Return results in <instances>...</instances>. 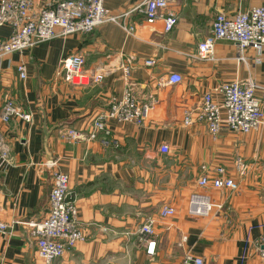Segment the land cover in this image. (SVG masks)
I'll list each match as a JSON object with an SVG mask.
<instances>
[{
    "label": "crops",
    "instance_id": "0c3cea01",
    "mask_svg": "<svg viewBox=\"0 0 264 264\" xmlns=\"http://www.w3.org/2000/svg\"><path fill=\"white\" fill-rule=\"evenodd\" d=\"M141 2L104 0L110 12L123 14L119 25L104 22L86 34L56 37L0 58V107L12 97L32 114L30 121L0 120L10 150L0 169V220L9 226L0 232V264H47L36 254L27 222L48 212L54 170L68 175L85 239L49 264H180L185 253L205 264H240L246 242L242 264H260L255 243L264 221V128L248 134L222 129L212 138L196 113L204 92L221 83L250 78L264 85V49L247 48L242 62L236 44L219 39L212 60L197 57L219 11L234 14L264 0H174L168 9L178 20L169 33L160 20L146 24ZM10 34L9 26L0 27L1 39ZM71 53L83 56L89 75L103 67V79L79 85L57 75L59 60ZM126 59L127 75L121 67ZM149 59L155 63L147 65ZM22 61L26 77L20 79L15 66ZM170 73L182 82L165 83ZM128 83L138 102L151 105L141 124L110 120V132L95 139H65L70 128L87 133L95 115L121 98ZM161 144L168 153L160 152ZM239 160L247 167L243 174L234 165ZM48 161L55 166L47 167ZM218 166L227 168L236 189L198 185ZM193 192L216 204L207 216L188 214ZM163 205L175 214L161 216ZM147 217L155 225L153 255L138 234Z\"/></svg>",
    "mask_w": 264,
    "mask_h": 264
},
{
    "label": "built area",
    "instance_id": "2783aa9c",
    "mask_svg": "<svg viewBox=\"0 0 264 264\" xmlns=\"http://www.w3.org/2000/svg\"><path fill=\"white\" fill-rule=\"evenodd\" d=\"M174 0H142L139 10L144 14L147 25L160 20L164 33H169L177 23V15L170 9L169 4ZM123 14H114L104 5V0H0V27L9 26L11 34L5 39L0 38V58L12 52H22L38 43L52 40L56 37H66L73 33L86 34L104 22L120 24ZM211 35L198 45V59L212 60L215 41L227 40L236 44L239 61L246 62L245 50L254 48L258 53L264 49V4L251 6L248 10H240L234 14L219 11L211 21ZM127 33L133 34L132 26L122 25ZM257 61L260 60L258 57ZM130 60L121 64L124 74L130 68ZM155 60H147V65H153ZM84 58L79 53H71L59 60L56 74L65 81L88 85L89 81H100L104 76V68L97 67L96 71L87 73L84 69ZM1 69V67H0ZM15 71L20 79L26 77V64L16 63ZM165 83L171 85L180 83L183 77L177 73L167 75ZM215 91V92H214ZM214 91H205L196 120L207 125L212 138H217L222 129L234 133L248 134L254 129L264 128V85L250 78L221 83ZM151 108L150 104L136 100L131 86L127 85L122 97L109 102L106 109L97 113L92 120L90 130L85 133L76 128L64 131L63 136L69 141H86L95 139L100 132H110L108 121L119 123H142L145 113ZM12 118L30 121L32 114L23 110L14 98L7 97L0 107V120L7 123ZM186 116L184 123L190 122ZM162 153L169 152L167 144H161ZM9 146L0 130V169L9 161ZM49 168L55 162L48 161ZM238 173L243 174L246 165L241 160L235 162ZM52 182L48 191L47 213L40 219L27 222L30 233L36 244L37 256L47 264L61 257L66 251L73 249L77 242L85 239V234L78 222L76 196L69 191L68 175L54 170ZM200 187L212 186L216 189L237 188V183L228 173L227 168L218 166L209 174L197 180ZM216 206L208 195L193 192L190 195L187 212L191 216H207ZM175 208L163 205L161 216H173ZM139 240L145 244L148 255H153L156 247L154 239V221L147 217L141 224ZM262 232L255 243L256 254L260 264H264V221L258 225ZM9 226L0 220V232L6 233ZM247 242L242 250L240 264L246 258ZM180 264H205L200 256L185 253Z\"/></svg>",
    "mask_w": 264,
    "mask_h": 264
}]
</instances>
